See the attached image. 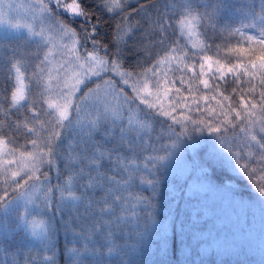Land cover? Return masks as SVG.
Here are the masks:
<instances>
[{
	"label": "snow or ice",
	"instance_id": "1",
	"mask_svg": "<svg viewBox=\"0 0 264 264\" xmlns=\"http://www.w3.org/2000/svg\"><path fill=\"white\" fill-rule=\"evenodd\" d=\"M192 4L193 0H182L180 15L190 16ZM34 6L38 26L9 24L0 38V53L7 57L0 105L8 113L6 126H0V143L10 145L0 154V255L8 253L10 258L0 264H56L54 241L61 231L66 239L71 235L74 245L69 260L80 264H117V260L142 264L141 253L153 243L166 253L169 224L156 219L165 207L158 199L159 186L167 183L168 173L175 171L187 147L209 142L200 141L197 132H207L212 151L207 153V166L193 160V170L207 177L214 164L236 174L242 168L250 178L256 177L264 197V0L259 14L253 6L245 13L251 15L248 27L256 35L233 30L222 19L211 25L223 37L227 55L221 57L217 51V67L213 70L209 65L207 73L205 63L212 59L208 52L215 42L191 55L178 51L175 41L169 42L173 28L169 13L176 14L177 0H164L163 5L152 0H73L71 4L35 0ZM4 7L0 0V9ZM227 8V0H220L216 12ZM60 9L71 11V19H65ZM197 14L202 26L205 19L214 18L207 12ZM48 33L71 40L61 46L64 59L58 67H50L49 54L56 45ZM22 41L34 48L35 63L30 68L34 91L29 97L19 87ZM173 61L177 63L169 69L172 76L162 74L161 68ZM229 74L231 81L226 79ZM177 82L187 86L191 103ZM197 82L212 93L218 107L209 105L208 95L195 94L192 85ZM149 87L155 89L154 97ZM173 89L171 107L158 103L160 93L167 97ZM22 109L29 115L21 118ZM136 111L142 121L162 123L173 133L168 137L172 143L157 150L148 133L133 135L141 128L133 124ZM194 112H203L206 118L194 120ZM237 131L243 133L249 155L258 157L252 161L258 169L248 162L241 164L243 157L227 139ZM20 139L24 144L18 143ZM148 165L152 195L146 198L140 173ZM53 168L56 183L49 175ZM198 195L195 186L184 193L188 200ZM171 227L175 242L183 225L172 218Z\"/></svg>",
	"mask_w": 264,
	"mask_h": 264
},
{
	"label": "trees",
	"instance_id": "2",
	"mask_svg": "<svg viewBox=\"0 0 264 264\" xmlns=\"http://www.w3.org/2000/svg\"><path fill=\"white\" fill-rule=\"evenodd\" d=\"M76 2H79V0H76ZM157 2L163 5L164 0H152V3ZM180 2L182 0H177L176 14L169 13L173 16L170 21L173 28L169 30V42L175 41L174 46L177 47L178 51H187L189 55L193 51L215 42V46L208 52L212 59L205 63L206 73L209 65L213 70L217 67V57L215 55L217 51H220L221 57L227 55L224 50L223 37L220 32L211 27L212 24L217 23L218 19H222L223 23L229 25L233 30L241 29L244 35H256V30L248 27L252 23L251 15L246 16L245 13L249 12V6H253L255 12L259 14L261 0H228L229 8L219 13L216 12V8L220 0H193L191 15L187 18L180 15L182 12L179 7ZM65 3L71 4L73 0H65ZM220 6L222 7V4ZM60 11L64 13L65 19H71L72 14L68 11L66 12L64 9H60ZM197 11L199 14L207 12L214 18L212 21L205 19L202 26ZM256 19L259 23L258 16ZM181 20H185V23L182 24ZM190 29L194 31V35L187 37ZM239 38V36L236 37V39ZM20 52L24 56L21 61V72L26 84V97H29L34 91L33 81L30 79V68L35 63L34 48L27 46L22 41ZM0 57H2L0 58V84H2L7 57L3 53H0ZM184 59L187 60V57ZM220 62L225 63V60L221 59ZM25 68H29V71L24 72ZM226 79L231 81V74ZM244 79L247 80L248 78L245 77ZM209 82L212 83L211 80ZM216 82L222 83L220 81ZM253 83H256V81H253ZM186 87L182 88L185 96L191 102L192 96L185 90ZM192 87L197 96L201 94L208 95L209 105L218 107L215 101L211 99L212 93L208 89H203L202 84L197 82ZM225 87H228V85H225ZM197 88L202 91H196ZM200 107H205L203 101H201ZM19 115L23 118L29 113L22 109ZM191 115L194 120L206 118L203 112H194ZM7 116L8 113L3 111V105H0V126H6L7 120L5 117ZM11 118L16 119V117ZM161 120H165V118L161 117ZM29 127H32V125H29ZM37 127L39 128V125ZM188 127L191 129L192 125L189 124ZM158 128L165 129L164 126L156 127L155 125L153 131L148 130L150 131L148 135L152 137V143L157 150L162 146L171 144L172 141L168 137L173 135L171 131L166 129L164 133H160L157 130ZM234 136L235 140H233ZM196 137L200 141L209 139V142L199 143L195 148L187 147L184 151V158L177 164L175 171L168 173L167 183H162L159 186L158 199L162 200L165 207L156 219L169 224L168 250L165 253L161 251L158 243H153L151 248L141 253L139 258L142 264H264V202H262L264 197L259 194L256 177L252 176L250 178L242 168L240 174H236L231 172L227 166L221 167L219 164L213 165L214 171L207 177L200 176L193 170L192 162L196 160L207 166V153L212 151V144L207 132L203 134L197 132ZM227 139L235 145L234 151L239 152L243 157L241 164L248 162L250 168L258 169L259 165L252 163L258 157L254 153L249 155V149L245 147L243 133L230 132ZM18 143L24 144V139H20ZM5 147L8 149L10 145H5ZM28 147L31 149L30 144ZM56 163L59 164V161ZM140 163L143 168L145 162L141 160ZM150 171L151 165H148V170L140 173V180L143 181L141 186L143 196L146 198L152 195L148 183L151 179ZM49 175L52 177L53 183H56L57 172L55 168ZM64 179L65 181L68 180L67 177ZM226 180H231L232 183L230 185L225 184ZM195 184L199 195L188 200L184 193L191 192ZM74 194L78 195V193ZM172 218H175L177 225H183V233L175 242L172 239ZM34 219L39 221L43 218L35 217ZM71 239V235L66 239L63 231L58 233L54 241L56 244V264H72V261L69 260V250L74 247L73 243L70 242ZM33 255H36V253L33 252ZM9 258L8 253L0 255V260ZM85 264H88V262H85ZM117 264H119L118 260Z\"/></svg>",
	"mask_w": 264,
	"mask_h": 264
},
{
	"label": "rangeland",
	"instance_id": "3",
	"mask_svg": "<svg viewBox=\"0 0 264 264\" xmlns=\"http://www.w3.org/2000/svg\"><path fill=\"white\" fill-rule=\"evenodd\" d=\"M228 2V0H227ZM4 4L5 7L3 9H0V37L4 38L6 32L8 31L7 26L9 24L11 25H16V24H20V25H26L31 23L33 25V27L38 26V16L39 13L36 9L35 5V0H4ZM8 4L13 5V7H7ZM228 8H229V4H228ZM70 14L71 11H68ZM52 42L56 45L55 48L52 49V52L49 54V59L52 61V65H50V67H58L59 66V62H61L64 57L61 56V51H63L62 49V45L65 42H68L69 44H71V40H69L67 37L61 38L60 36L54 34V33H48L47 34ZM194 35V31H192V29H190L188 31V36L187 37H192ZM26 43V42H24ZM27 45V44H26ZM175 61H173L170 65H165L161 68V73L163 74V72H168V75L171 77L172 76V72L169 71L170 68H175L176 66ZM183 66V65H181ZM174 78V77H173ZM19 87L21 88V91L23 92V94L26 96V84L25 81L23 80L22 77V83L19 85ZM176 87H181L179 82H177ZM149 92H151L153 94V97L156 95L155 89L149 87L148 89ZM181 94L185 96V93L183 91V88L181 87ZM176 95L175 93V89L172 90V92L170 94L167 95V97L164 95V93H160V100L158 101V103H162L164 105V107H171L170 104V100L171 97ZM189 103H191L188 100ZM143 107V106H141ZM139 112H133L132 113V120H133V124H139L141 126L140 128V132H133L132 134L134 135H140L143 132H146L148 134H150L151 130L153 131V127L156 125V127H163L162 123H156L152 120H145V121H140L139 120ZM164 118V117H163ZM161 120V118H160ZM163 121V120H161ZM157 130L160 131V133H164L165 129L164 128H158ZM7 151L5 144L0 143V154H2L3 152ZM196 187V184H195ZM80 261L79 260H72V264H79Z\"/></svg>",
	"mask_w": 264,
	"mask_h": 264
}]
</instances>
